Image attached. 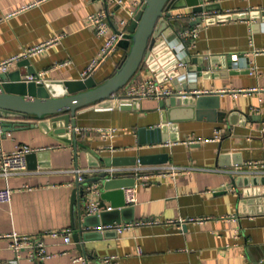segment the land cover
<instances>
[{"label":"crops","instance_id":"0c3cea01","mask_svg":"<svg viewBox=\"0 0 264 264\" xmlns=\"http://www.w3.org/2000/svg\"><path fill=\"white\" fill-rule=\"evenodd\" d=\"M31 1L0 0V60L59 37L40 54L15 61L5 73L28 78V68L19 66L27 60L38 81L59 96L64 91L60 82L86 78L92 59L126 19L127 6L114 0H47L3 19ZM206 4L210 10L197 12L201 16L194 20L184 15L171 20L178 30L201 24L195 37L183 40L189 63L177 73L205 67L195 82L166 83L175 92L174 107L161 110L162 100L154 98L128 109L94 104L78 109L68 121L51 115L8 119L16 127L9 132L0 121L4 153L26 145L34 150L27 158V173L7 179L0 175V190L13 191L10 204L0 203V264H80L75 262L80 254L93 264L106 256H116L115 264H264V0ZM100 9L109 14L108 32L102 36L88 23V16ZM172 12L194 13L190 7ZM126 54L116 48L87 77L103 82ZM240 56L243 64L229 70L230 60ZM172 58L170 49L162 47L134 79L154 76L155 69L163 74ZM250 88L258 90L241 93ZM111 128L112 138L97 132ZM164 154V174L137 185L135 205H127L125 193L114 188L129 187L133 176L115 173L109 190L101 182L87 186L92 193L86 198L97 199L106 209L87 217L85 199L72 211L76 170L104 168L105 158ZM233 158L239 165L232 166ZM169 167L181 170L172 175ZM222 187L227 191L221 192ZM81 223L88 240L79 250L72 236ZM112 223L133 225L121 234L99 229ZM66 231L71 243H66ZM11 233L42 242L51 258L31 261L26 250L17 258L7 237Z\"/></svg>","mask_w":264,"mask_h":264},{"label":"water","instance_id":"95a60500","mask_svg":"<svg viewBox=\"0 0 264 264\" xmlns=\"http://www.w3.org/2000/svg\"><path fill=\"white\" fill-rule=\"evenodd\" d=\"M205 0H193L184 2L183 0H146L142 8L137 12L136 17L131 20L127 26V32L117 44V48L127 51L119 67L108 77L100 83L94 82L92 78L86 77L76 82H60L63 86V93L59 96L52 95L53 89L46 82H39L36 72L30 68L29 62L24 60L19 66L27 67V76L33 77V80L28 78L22 79L20 74L8 76L9 74H0V121L5 132H9L16 127L9 123L8 119L25 120L28 116H34L38 120H42L43 116H62L66 121L69 118H74L78 109L98 104L100 106H116L110 100L111 95L123 89L129 80L141 70L144 63H150L155 58V53L162 47H166L167 43L171 41L170 45H175L180 40L177 37V32L170 22L173 17V10L177 8L190 7L192 12H203V10H210V5H204ZM217 19H221L219 16ZM119 32L118 30H116ZM181 62L188 66V54L184 51ZM242 57L239 60L235 58L229 62V70L236 69L241 63ZM205 67L198 66L196 71L189 69V74H192L194 82L198 77V72L204 70ZM156 70L157 79H162L163 74L160 70ZM178 73L170 72V75L175 77ZM184 83V82H182ZM212 94V93H211ZM174 97L162 99L159 103V109L166 106L174 107L176 102ZM139 100H134L131 104L120 106L121 109L132 108L133 104L138 103ZM198 106V104H197ZM196 106V108H197ZM217 108V106L215 105ZM73 136L75 135V122L72 120ZM19 129V128H18ZM75 137V136H74ZM76 146V142H74ZM33 155V154H30ZM28 155V156H30ZM28 158V157H27ZM105 167L112 166H130L139 163L140 165H164L168 161V155H146L140 157H112L105 158ZM239 165V161L233 158L232 166ZM225 166H229L226 164ZM101 182L106 190L113 188L111 185L113 181L107 179L105 172H101L93 179H86L83 182H76L75 191L71 197L72 211L76 204L85 200L89 190L87 186L91 183L96 184ZM133 185V184H131ZM122 184H117L114 188L124 193ZM221 192H226L227 188L222 187ZM104 197V194H102ZM100 208H107L105 204L100 203ZM98 214V213H97ZM96 214V215H97ZM95 215V216H96ZM87 217H91L86 215ZM113 224V223H112ZM109 225V224H108ZM86 226L81 223L80 230L73 234L72 239L78 245L79 250L83 248V240H88V234H82L81 228ZM74 229V224H73Z\"/></svg>","mask_w":264,"mask_h":264},{"label":"built area","instance_id":"2783aa9c","mask_svg":"<svg viewBox=\"0 0 264 264\" xmlns=\"http://www.w3.org/2000/svg\"><path fill=\"white\" fill-rule=\"evenodd\" d=\"M47 0H34L29 3L23 4L21 7L13 10L12 12H8L3 16V19L9 18L12 15L18 14L23 12L26 9H29L33 6L38 5L40 2H44ZM119 5L127 6L126 12L128 13L126 19H123L119 22L118 31H115L109 35L107 40L105 41L104 46L101 48V52L99 55L92 59L91 63L88 65V68L85 72L86 77L93 73V71L99 66L104 60H106L109 55L116 50L117 44L119 41L124 38V34H126V26L129 24L131 20H133L137 12L142 8V5L146 2V0H114ZM188 16L190 19H195L198 14L197 12L191 14H184L178 13L176 16H173L170 19L177 17ZM201 16V15H200ZM109 14L106 11L100 9L98 11L92 12L91 15L88 16V23L90 26H93L94 30L99 36L105 35L109 28ZM200 22H195L193 26L182 28L181 30H176L177 37H179V41L175 45H170L169 41L167 43V48L173 54V58L163 66V76L162 79H157V74L151 76L149 78H144L140 80H135L132 78L127 82V85L121 89L120 91L111 95L110 100L113 101L117 107L122 105L131 104L134 100L141 101L145 98H154V99H163L174 96L175 92L166 86V83L169 81L176 80V82H194V78H192V74L186 73H178L175 77L170 75V72H178V68L184 66L181 62L182 53L186 51V47H184V39L187 38L189 35L191 37H195L197 35L200 26ZM59 37L43 41L40 45L32 46L24 50L23 53L20 55H16L7 60H0V74H5L9 70L8 68L15 62L20 59L29 58L34 55L40 54L42 50L51 46L58 40ZM29 80H33V77H28ZM258 88H250L248 90H241V93H248L257 91ZM207 94V93H206ZM97 132L103 137H113V133L115 132L114 128L111 129H98ZM2 131L0 130V135ZM109 151L112 152L113 147L108 148ZM34 150L31 149L29 146H21L16 148L15 150L4 153L0 148V175L3 176L5 179L9 178L12 174H19V173H27L28 164H27V157ZM248 165H255L257 166L256 162H250ZM187 169V168H185ZM181 168L177 167H169V171L172 175L175 174ZM164 168L160 165H147L143 166L139 163L130 166H112V167H104V168H95V169H78L75 171L77 175V182H83L87 179L88 176L92 174H100L101 172H105L107 175V179L111 180L113 178V174L117 173V175L130 177V175L134 178L133 185L129 187L123 188L125 193V203L127 205H135L137 201V189L139 184L145 185L147 179L153 177V175H157L163 173ZM160 172V173H159ZM89 193H92L91 189H88ZM12 189L5 187L4 189L0 190V203L10 204L12 200ZM87 199V198H86ZM99 202L94 200L92 197H89L86 201L85 213L88 216L96 215L100 210ZM133 223L129 224H109L100 227L101 231H115L117 234H121L124 229L131 227ZM56 236V233H53ZM9 240H11L10 247L14 250L16 257L20 258L19 255L21 251H27V257L29 260H38L40 262L46 261V259L51 258L48 252L45 249V246L42 242H38L36 240H32L31 238L20 236L16 233H11V235L7 236ZM65 239L66 243H71V233L70 231L65 232ZM117 257L116 256H106L100 260L99 264H115ZM75 262H79L80 264H93L87 256L84 254H80V256L75 260ZM11 264H17V260L11 262Z\"/></svg>","mask_w":264,"mask_h":264},{"label":"trees","instance_id":"16d2710c","mask_svg":"<svg viewBox=\"0 0 264 264\" xmlns=\"http://www.w3.org/2000/svg\"><path fill=\"white\" fill-rule=\"evenodd\" d=\"M136 74H137V73H136ZM136 74H135V75H136ZM135 75L133 76V78L135 77Z\"/></svg>","mask_w":264,"mask_h":264}]
</instances>
